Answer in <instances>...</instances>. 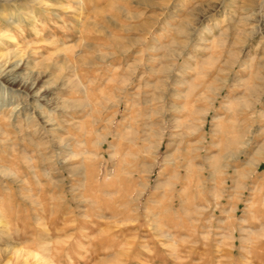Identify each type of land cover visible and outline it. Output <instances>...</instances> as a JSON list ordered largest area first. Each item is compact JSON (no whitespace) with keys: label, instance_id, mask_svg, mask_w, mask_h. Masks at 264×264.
Segmentation results:
<instances>
[{"label":"rangeland","instance_id":"1","mask_svg":"<svg viewBox=\"0 0 264 264\" xmlns=\"http://www.w3.org/2000/svg\"><path fill=\"white\" fill-rule=\"evenodd\" d=\"M0 264H264V0H0Z\"/></svg>","mask_w":264,"mask_h":264},{"label":"bare ground","instance_id":"2","mask_svg":"<svg viewBox=\"0 0 264 264\" xmlns=\"http://www.w3.org/2000/svg\"><path fill=\"white\" fill-rule=\"evenodd\" d=\"M7 1H9V0H7ZM4 18H5V17H4ZM14 21H15V20H14ZM211 165H212V164H211ZM211 165H210V166H211ZM187 169H188V168H187ZM191 169H192V168H191ZM188 172H190V171L188 170ZM132 173H133V172H132ZM175 175H176V174H175ZM131 176H132V175H131ZM188 176H189V175H188ZM188 176H187V177H188ZM188 182H189V181H188Z\"/></svg>","mask_w":264,"mask_h":264}]
</instances>
